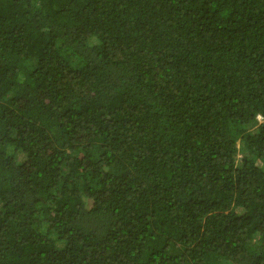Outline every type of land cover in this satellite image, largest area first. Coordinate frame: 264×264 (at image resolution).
I'll use <instances>...</instances> for the list:
<instances>
[{"label": "trees", "instance_id": "16d2710c", "mask_svg": "<svg viewBox=\"0 0 264 264\" xmlns=\"http://www.w3.org/2000/svg\"><path fill=\"white\" fill-rule=\"evenodd\" d=\"M0 264H264V0H0Z\"/></svg>", "mask_w": 264, "mask_h": 264}, {"label": "rangeland", "instance_id": "374dc122", "mask_svg": "<svg viewBox=\"0 0 264 264\" xmlns=\"http://www.w3.org/2000/svg\"><path fill=\"white\" fill-rule=\"evenodd\" d=\"M64 57L65 60H68L70 62V64L72 66H74L75 68L78 67L79 65H77V61L75 59H71L70 54L68 52H64V54L62 55ZM258 121L261 122L262 120L260 118H258Z\"/></svg>", "mask_w": 264, "mask_h": 264}, {"label": "bare ground", "instance_id": "6f19581e", "mask_svg": "<svg viewBox=\"0 0 264 264\" xmlns=\"http://www.w3.org/2000/svg\"><path fill=\"white\" fill-rule=\"evenodd\" d=\"M259 118V117H258Z\"/></svg>", "mask_w": 264, "mask_h": 264}]
</instances>
